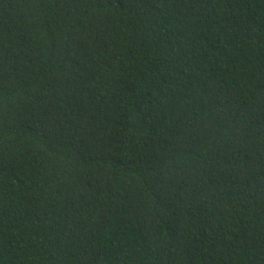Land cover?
Segmentation results:
<instances>
[{
	"label": "trees",
	"instance_id": "obj_1",
	"mask_svg": "<svg viewBox=\"0 0 264 264\" xmlns=\"http://www.w3.org/2000/svg\"><path fill=\"white\" fill-rule=\"evenodd\" d=\"M0 264H264V0H0Z\"/></svg>",
	"mask_w": 264,
	"mask_h": 264
}]
</instances>
